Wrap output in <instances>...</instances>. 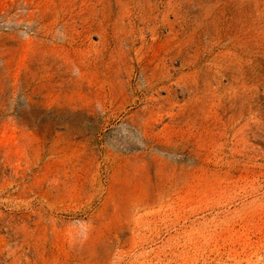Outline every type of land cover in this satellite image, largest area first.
Here are the masks:
<instances>
[{
    "label": "rangeland",
    "instance_id": "rangeland-1",
    "mask_svg": "<svg viewBox=\"0 0 264 264\" xmlns=\"http://www.w3.org/2000/svg\"><path fill=\"white\" fill-rule=\"evenodd\" d=\"M0 264H264V0H0Z\"/></svg>",
    "mask_w": 264,
    "mask_h": 264
}]
</instances>
